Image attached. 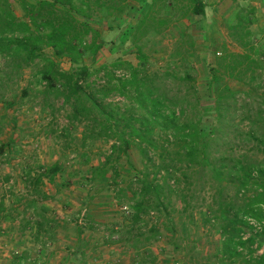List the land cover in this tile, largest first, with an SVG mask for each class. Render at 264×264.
<instances>
[{
    "label": "rangeland",
    "instance_id": "1",
    "mask_svg": "<svg viewBox=\"0 0 264 264\" xmlns=\"http://www.w3.org/2000/svg\"><path fill=\"white\" fill-rule=\"evenodd\" d=\"M214 1L217 0H204L207 5L205 18L189 13L184 19L171 22L163 35H150L139 43L151 72L171 67L180 80H170V87L175 92L191 90L197 113L200 111L203 117L207 141L212 136L211 129L218 124L215 109L220 85L238 94L237 102L228 100L232 114L240 109L234 125L241 129L248 125L241 113L243 93L249 91L246 85L225 78L210 88L211 65L216 59L226 50L242 51L228 34V27L241 8L256 11L251 28L256 48L261 51L257 58L264 68V0H227L228 4L220 9L213 8L217 3ZM11 2L16 15L23 18L21 0ZM177 16L181 18L182 13L178 12ZM121 25L113 22L109 29L105 22L98 23L96 27L102 34L105 49L97 62L87 56L76 65L85 64L94 70L118 58L138 65L137 49L130 34H125L128 26ZM191 43L193 48L189 47ZM44 53L62 70L71 69L70 62L57 58L51 49ZM183 58L189 60L192 67L191 79L187 82H182L187 73L186 66L181 64ZM41 65L37 61L20 76L15 74L8 78L5 73L10 71L9 62L0 58V201L2 214L7 213L4 214L6 220L0 223V246L7 247L10 252L19 251L21 259L28 264L56 261L53 257L48 259L52 247H56L60 257V253L64 254V259H68L66 264H247L248 250L244 251L245 258L239 259H226L221 254L222 237L215 220L211 219L213 194L208 189L209 177L203 182L206 192L200 193L194 187L187 189L185 178L178 172L179 183H171L172 189L167 190L164 198L167 210H157L151 203L153 209L136 222L132 207L141 187L139 180L146 172L153 177L154 168L134 144L128 155L113 156L105 179L95 177L94 169H100L107 161L114 140L89 139L84 144L85 124H70V108L62 99L46 95V84L39 75ZM262 93V90L254 93L256 102L260 101L256 97ZM112 101L124 103L120 97H113ZM151 157L158 160L157 154L152 153ZM55 163L62 166V172L53 183L44 179L41 190L48 199H41L29 182L43 172L42 168ZM163 175H158V179L162 181ZM36 201L38 212L34 208ZM37 213L45 216L48 222L38 237ZM82 215L84 223L80 222ZM248 223L244 238L256 237L253 257H258L264 252V218L259 222L249 218ZM4 228L5 234L2 233ZM108 244L118 250L104 256L97 253L99 246Z\"/></svg>",
    "mask_w": 264,
    "mask_h": 264
},
{
    "label": "trees",
    "instance_id": "2",
    "mask_svg": "<svg viewBox=\"0 0 264 264\" xmlns=\"http://www.w3.org/2000/svg\"><path fill=\"white\" fill-rule=\"evenodd\" d=\"M21 4L23 18L16 15L11 0H0V58L9 62L6 76H20L25 68L41 62L39 75L46 84V95L62 99L70 108V124H85L84 144L89 139L114 140L107 161L94 169L95 177L105 179L113 156L128 155L133 145H138L154 168V175L146 172L139 180L141 187L132 207L135 221L153 209L151 203L157 210H167L164 198L172 189L171 183H179L178 172L185 178L187 189L194 187L200 193L206 192L203 182L209 177L208 189L213 194L211 219L222 237L221 254L226 259H239L248 250L250 257H244L245 263L264 264V252L253 257L256 237L244 238L249 218L258 222L264 218V68L257 58L261 51L256 48L251 28L255 9L241 8L228 27L229 37L242 51L226 50L211 65L210 88L225 78L249 88L243 93L241 105L248 125L246 129L234 125L240 109L232 114L228 100L237 102L238 94L220 85L215 109L218 124L211 129L212 136L207 141L203 117L200 111L197 113L191 90L182 93L170 87V80L179 79L171 67L151 72L139 44L150 35H163L171 22L189 13L205 18L204 0H21ZM102 21L109 29L113 22L128 26L125 34H130L137 49L138 65L122 58L94 70L85 64L76 65L87 56L97 62L105 49L96 27ZM189 47L193 48V43ZM46 49H51L57 58L67 59L71 69L62 70L44 53ZM181 64L187 68L182 82H187L192 67L185 58ZM257 90L263 93L256 102ZM113 97L122 98L124 103H115ZM152 153L158 155L157 161ZM42 171L31 179L30 188L41 199H48L41 186L44 179L55 182L62 166L55 163ZM161 174L162 181L158 179ZM37 204L34 202L36 212ZM37 216L38 237L48 222L45 216Z\"/></svg>",
    "mask_w": 264,
    "mask_h": 264
},
{
    "label": "crops",
    "instance_id": "3",
    "mask_svg": "<svg viewBox=\"0 0 264 264\" xmlns=\"http://www.w3.org/2000/svg\"><path fill=\"white\" fill-rule=\"evenodd\" d=\"M214 2H217V3H215L216 5L213 7L214 9L215 8H218V9L223 8L225 5L228 4L227 0H217V1H214ZM259 6H261V5H259ZM213 18L215 19V17H213ZM4 214H7V213H3L2 214V201H0V223H2L3 220H6ZM0 227H2V225ZM5 231H6V229L4 228L2 233L5 234L6 233ZM70 239H71V237H70ZM91 244H93V243H91ZM90 246L91 245H89V247ZM55 248L56 247H52V249H51V251H50V253L48 255V259L50 260V258L53 257V259H56V261H53V262L50 261V262H47L46 264H61V263L62 264H66L68 259L67 258L64 259V256H63L64 254L63 253H60L62 255V257H60L58 251ZM86 248H88V247H86ZM113 250L116 251L118 249L117 248H113V247L111 248L109 246V244H108L107 246H103L101 248L99 246V250H96V251H97L98 254H102V256H104V254H107V253H109V254L111 253L112 254ZM44 252H46V251H43V254H44ZM86 252H88V251H86ZM20 254L21 253L19 251H11L10 252L7 247L5 248V247L0 246V264H28L26 262V260L21 259L22 258V254L21 255ZM46 254H47V252H46ZM111 257L115 258L113 256H111ZM16 259H18V261H16ZM48 259H46V260H48ZM107 262L108 261H106L105 263H107ZM107 264H109V263H107Z\"/></svg>",
    "mask_w": 264,
    "mask_h": 264
},
{
    "label": "built area",
    "instance_id": "4",
    "mask_svg": "<svg viewBox=\"0 0 264 264\" xmlns=\"http://www.w3.org/2000/svg\"><path fill=\"white\" fill-rule=\"evenodd\" d=\"M85 219H84V215H82L81 219H80V222L81 223H84Z\"/></svg>",
    "mask_w": 264,
    "mask_h": 264
}]
</instances>
